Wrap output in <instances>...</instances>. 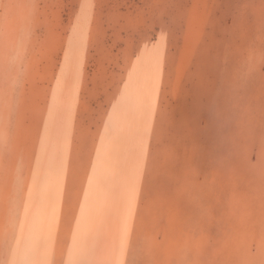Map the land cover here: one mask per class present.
<instances>
[{
	"label": "rangeland",
	"instance_id": "obj_1",
	"mask_svg": "<svg viewBox=\"0 0 264 264\" xmlns=\"http://www.w3.org/2000/svg\"><path fill=\"white\" fill-rule=\"evenodd\" d=\"M6 1L0 264L57 135L61 198L98 199L77 264H264V0Z\"/></svg>",
	"mask_w": 264,
	"mask_h": 264
},
{
	"label": "bare ground",
	"instance_id": "obj_2",
	"mask_svg": "<svg viewBox=\"0 0 264 264\" xmlns=\"http://www.w3.org/2000/svg\"><path fill=\"white\" fill-rule=\"evenodd\" d=\"M9 2L12 0H7L6 5L10 6ZM57 138L58 135L36 174L34 190L19 232L20 235L13 246L9 264H45L49 247H54L51 242L57 231V206L63 188L61 183H63L62 175L65 162L60 154H63L62 148L60 149L62 140Z\"/></svg>",
	"mask_w": 264,
	"mask_h": 264
},
{
	"label": "crops",
	"instance_id": "obj_3",
	"mask_svg": "<svg viewBox=\"0 0 264 264\" xmlns=\"http://www.w3.org/2000/svg\"><path fill=\"white\" fill-rule=\"evenodd\" d=\"M76 188H77V190H76ZM76 188H73V189L65 188V192L63 189L62 198L60 201V209H64L66 206L73 207L75 209V212L73 211V214L67 213L71 216H74V217L68 216V218L71 217V218L75 219L72 221L76 227L75 229H72L73 230L72 231L73 232V240L66 242V243H62L60 241L61 242L60 244L64 245V248L66 247V249H67L65 251V253H68L71 256V263L70 264H77V257H78V254H80V250H81L80 249V242H81L80 237H81V235L82 236L84 235L86 228H87L85 224L88 223L89 221H92L94 211L98 207L95 203V200L96 201L98 200V199H96V197H97L96 194H95V197H94V195H92V198L91 197L89 198L88 196H86L84 199L83 196L78 195V193L80 191H78L79 190L78 187H76ZM79 200H81L82 202H78ZM74 202H78V203H74ZM57 211H59L58 206H57ZM61 212H60V215L64 216L63 215L64 212L63 213H61ZM57 215H59L58 212H57ZM68 218H67V216L61 217V219H62L61 228L63 227L64 221H68ZM87 219L89 221H87ZM58 222H59V218H58ZM58 222H57V226H58ZM80 222H82V224ZM63 229H65V228H63ZM67 230H70V229H67ZM59 234H58L57 240H60ZM54 238H56V237H54ZM93 260L94 259L90 260L89 264H93Z\"/></svg>",
	"mask_w": 264,
	"mask_h": 264
}]
</instances>
